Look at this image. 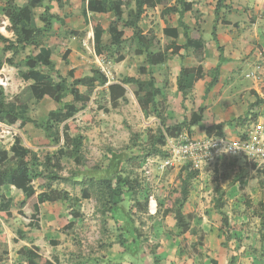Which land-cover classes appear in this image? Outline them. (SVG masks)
Listing matches in <instances>:
<instances>
[{
  "label": "rangeland",
  "instance_id": "374dc122",
  "mask_svg": "<svg viewBox=\"0 0 264 264\" xmlns=\"http://www.w3.org/2000/svg\"><path fill=\"white\" fill-rule=\"evenodd\" d=\"M27 1L19 0L18 3ZM64 1L63 9H60L56 2L44 3L42 7L34 10L35 17L38 25L43 27L40 16L44 14L46 6L49 7L50 13L57 17L54 20L52 36L44 44L53 49L52 59L57 70L63 75L67 73L68 68L61 56L66 47L78 45L71 65L76 66L78 76L85 75L93 60H97L92 40L89 38L92 26L91 23L86 25L88 19L84 18L80 7L81 0ZM5 3L6 1H1L0 6ZM229 7L222 16L231 27L229 25L226 27V35L219 40L228 59V65H225V78L203 98L209 105V110L198 127H189L186 115L189 110L198 111L204 104L201 105V100L194 98L190 105L185 106L182 103V107L178 106L173 111L168 104V100L172 99L170 81L162 88L165 93L162 97L165 100L158 103V109L166 127L181 126V131L175 138L164 132L159 118L154 115L145 116L130 90L128 96L114 107L107 91L99 88L91 94L89 106L66 122L70 124L71 133L74 132L72 134H81L85 137L81 164H76L67 155L60 153L63 143H53L45 131L33 124L18 130L0 122V152L8 151L12 155L11 148L15 139H20L21 146L39 155L44 152L57 154L63 166L60 175L64 180L59 182L56 188L66 190L72 196L73 202L80 204L83 209L78 214L79 224L70 227L68 232L65 230L68 238L62 242L57 264H118L116 260L110 258L113 254L121 253L119 250H113L114 246L122 245L124 242L129 250L132 239L125 230V224L122 228L112 219L107 190L105 186L98 184L101 178H109L116 169L119 177L128 181L132 187L124 191L123 203L132 223L137 226L136 238L141 244L139 253L141 251L149 254L159 253L160 258H165L168 255L165 249L169 251V245H173L170 249L174 250L177 243L175 238L182 236L181 231L176 229V212L165 210V200L170 192L180 191L187 173L194 171L187 161L179 157L170 160L172 163L162 168L163 162L172 158L168 140L169 145L174 146L190 143L186 141L187 139L194 144L195 141H206L207 137H210L206 129L218 124L223 126L221 130L223 137L228 139L245 140L253 132V128L264 129L263 0H233ZM191 15L196 20L195 27H199L201 31L205 62L206 56L218 54L216 43L209 33L212 31L210 25L205 26L207 17L212 15L211 9L207 7L203 12H193L187 17ZM3 20L4 17L0 14L1 26ZM60 21L64 22L61 24ZM74 31L82 33V36L72 35ZM38 53V49L28 47L21 54V58ZM191 55L196 59V52L192 47L187 49L185 57L190 58ZM4 69L0 73V99L19 105L18 97L28 83L22 79L21 70L8 65ZM41 69L46 73L50 72L46 67ZM112 74L111 80L115 78V74ZM212 78L211 72L205 71L202 85L204 93ZM3 82L6 86L2 85ZM209 95L213 96L210 101ZM71 99L68 96L63 102H71ZM55 108H60V105L32 100L27 105L26 114L33 120L44 122L49 112ZM60 127V130H63L64 125ZM162 132L167 139L164 146L158 144L156 140ZM155 148L160 154H155L157 152ZM115 156H122L124 160L119 163L113 160ZM110 161L113 163L112 167ZM148 162L150 166L146 165ZM206 162L204 172L198 173L191 180V192L184 209L193 211L192 215L198 218V222L207 219L209 225L217 227V236L221 239L222 248L215 251L218 255L213 259V261L216 259L214 263L219 264L223 261L229 264H264V168L244 159L222 157ZM91 178H94L93 182ZM75 179H78V184L74 183ZM34 188L37 193L42 191L36 182ZM84 189L88 192L87 197L82 196ZM3 190L6 196L13 198L12 213L15 217L6 219L0 216V241L8 249V254L2 256L6 264H20L14 241L22 238L21 234H17V230L27 225L33 211L26 206L22 214H19L17 205L25 199V195L10 187ZM151 197L158 203V213L154 216L149 211ZM78 201L80 203H77ZM218 201L223 205L220 210H217ZM78 205L74 207L77 209ZM119 213L120 211L116 212L121 216ZM41 214L40 228H46V232L58 233L66 223V211L63 209L56 211L54 207L48 205L47 209L42 208ZM33 218L38 220L37 215ZM128 226L129 223L126 227ZM196 230V234H190L189 238L181 241V249L178 250L192 260L207 262L213 251L206 246L209 243L205 240L206 235L200 233L198 228ZM52 243H55L54 247L60 244L55 240ZM137 247L136 244L131 246L129 252L131 257L132 253L137 252ZM116 257L118 255L114 258L118 261Z\"/></svg>",
  "mask_w": 264,
  "mask_h": 264
},
{
  "label": "trees",
  "instance_id": "16d2710c",
  "mask_svg": "<svg viewBox=\"0 0 264 264\" xmlns=\"http://www.w3.org/2000/svg\"><path fill=\"white\" fill-rule=\"evenodd\" d=\"M86 0H83V6ZM135 1L137 4L136 10L130 13L129 19L126 20L123 15L122 4L129 5L130 2ZM174 0H96L90 1L87 5V12L93 13H107L113 11L116 15L115 20L111 23L109 34L112 40V46L104 47L102 45V37L106 33L97 23L92 22L93 33L95 35V51L98 55H102L106 49L112 50L114 47L119 49H129L131 56H139L146 54L147 63L152 66H157L166 63L170 57L169 54L177 55L182 49L194 48L196 52V59L200 62L197 68L181 69L178 78V89L183 96L189 95L194 87V84L204 78V67L202 62L204 60L203 40L200 28L191 30L183 22L186 13L193 11V2L185 0H175V5L170 6ZM230 0H217L214 14L215 22L212 31V38L216 43L219 52V64L211 71L212 80L209 83L206 94L217 85L220 77L221 66L226 63L227 59L224 55V47L221 46L218 35L217 26L219 23L223 25H230L222 14L229 9ZM46 2H56L60 9L65 8L64 0H28L23 7H18L14 0H8L3 8L2 14L10 21V32L14 33L15 40L5 38L0 34V70L5 65L14 67L20 71L22 79L26 82L32 81L33 84L26 87L18 97L19 105L14 102H7L0 99V122L8 124L12 128L21 130L29 124H33L36 128L42 129L46 132L48 138L53 143H63V149L59 152L67 155L76 164L82 163V151L84 147L85 137L81 134H72L70 124L66 122L76 116L78 113L84 111L91 102L92 92L99 86H105L108 83L107 77L99 70H94L92 76L84 78H76L75 70H70L66 77L56 72L54 75L44 72L41 68L46 67L53 71V63L50 61L52 50L43 47L47 39L50 37L53 30V20L57 17L50 13V9L46 6L44 14L40 16V21L43 27H39L36 23L34 10L40 8ZM177 5V6H176ZM146 8H158L162 16L178 14L180 17L179 27L184 31L186 42L183 46H174L172 53H169L168 39L170 37L168 32H165L163 40L157 37L154 31L145 33L140 27V22L145 13ZM264 8V2H263ZM85 10V9H84ZM123 28H131L133 36L125 38ZM175 31V30H173ZM74 36H82L80 32H72ZM33 47L40 50L37 55H27L21 58L23 51ZM70 51L67 50L64 54V60L68 64L67 57ZM124 61V57L119 55L116 59L117 63ZM24 70V71H23ZM141 73H145L146 69L141 68ZM165 83H168L167 70L162 72ZM154 79L150 82H142L135 78L123 79V85H130L140 108L146 117L154 115L161 120V126L164 127V132L169 133L168 136L175 138L176 134L181 131L179 127H166L162 121V114L158 109L156 96L158 89L155 87ZM79 87H85L86 93H81ZM110 100L114 107L119 104V100L124 98L126 89L122 85L116 84L109 87ZM70 94L73 100L70 104L49 113L48 118L44 122L31 119L27 114V105L32 100L41 101L45 97H49L58 104H62L65 96ZM208 106H201L198 111L186 115V122L189 127H197L204 120L205 112ZM64 125L63 130L60 126ZM222 125H212L206 129L209 136L222 134ZM164 132L161 133L157 140L161 146L166 145V137ZM157 151V152H156ZM65 152V153H64ZM155 154H160L155 148ZM11 154L8 151L0 152V211L1 217L10 219L12 217V208L14 207L13 198L7 197L4 190L6 187H14L25 195V199L18 203L17 208L21 211L27 205L36 214L39 211V205L49 202L55 204L60 201L68 199L69 194L66 190H59L56 185L63 181L64 178L60 175L63 169L61 160L57 154L44 152L39 155L37 152L21 146L20 139H15V143L11 148ZM113 160L122 162L123 157L115 156ZM112 161L110 166L112 167ZM190 168L191 165L189 164ZM189 166L186 167L187 171ZM110 167V169H111ZM114 166L113 169H115ZM198 172L190 171L187 173V178L183 181L180 191H172L168 194L165 200V210L176 212L177 227L180 228L181 234L186 232L196 234V228H192L194 220H198L192 214L184 213V206L189 199L191 192V180H193ZM118 170H114L109 178H101L98 184L105 186L108 194L110 212L120 207L124 202L123 193L131 185L128 181L119 177ZM92 182L94 178L90 179ZM38 184L43 191L37 195L34 188V183ZM78 179L74 180L78 184ZM83 197H87V191H82ZM175 206L177 208H175ZM223 205L218 201L217 210L222 209ZM175 208V209H174ZM112 219L116 224H124L119 218L112 214ZM67 230V229H65ZM17 234H22L20 230ZM186 239H183L185 241ZM122 244H125L124 242ZM126 246V245H125ZM8 254L7 247L5 248L0 241V264H5V259L2 256ZM152 254V253H151ZM18 261L20 264H54L48 258H45L39 253L35 247H23L18 251Z\"/></svg>",
  "mask_w": 264,
  "mask_h": 264
},
{
  "label": "crops",
  "instance_id": "0c3cea01",
  "mask_svg": "<svg viewBox=\"0 0 264 264\" xmlns=\"http://www.w3.org/2000/svg\"><path fill=\"white\" fill-rule=\"evenodd\" d=\"M1 1L2 2L6 1V3H7L8 0H0V4H1ZM18 1L19 0H14L15 4L18 7H23L27 3V2L26 3H18ZM90 1H96V0H86L84 6H83V0H81V2H80V7H81L82 12L84 14V18L88 19V23L86 25L88 26L91 23V26H92L93 21L95 23H97L104 31H106V33L102 37V45L104 47L112 46V40H111V36L109 34V28H110L111 23L115 20L116 15L113 11H109L107 13H93L90 11L87 12L86 11L87 5ZM185 1L194 3L193 11L186 13L184 18H183V22L185 23V25H187L191 30H195L197 28V26L195 27V25L197 24L196 20L193 19V17H192L193 15H191V17H187V15L192 14L193 12H195V13H197L199 11L203 12L208 7L211 9L212 15L207 17L208 21L205 24V26L210 25V30L213 31L214 22H215L214 9H215V5H216L217 0H185ZM232 1L233 0H230L228 2L229 5H231ZM263 2H264V0H263ZM6 3L3 6H0V14H2L3 8L5 7ZM174 5H175V0L171 3L170 6H174ZM207 5H211V6H207ZM121 7L124 11L123 17L126 20H128L130 13L132 11L136 10L137 4L135 1H132V2H130L129 5H126V3L122 4ZM3 17H4L3 26L0 25V34L2 36H4L5 38L15 40L14 33L10 32V30H9V28L11 26L9 19L6 18L5 16H3ZM162 19H164L165 21H168V22L165 23V21H163ZM179 20H180V17L178 14H171V15L162 16L161 11L158 8H148V9L146 8L145 13L142 17V20L140 22V27L143 29V31L145 33L149 32V31H154L155 34L157 35V37L160 38L161 40H163L165 32L166 33L168 32L170 37H166V39H168V42H169L168 43L169 53H172L174 50V46H183L186 42V39L184 37V31L181 27H179ZM60 22L62 24L64 21H60ZM36 23L38 25L37 20H36ZM38 26L41 27L40 25H38ZM229 26L231 27V25H229ZM226 27H227L226 25H223L221 23H219V25L217 26L218 40H220V38H222L223 35H226L225 34V32H227ZM53 28H54V20H53ZM122 30L125 32V38H130L133 36V30L131 28H123ZM173 30H175V31H173ZM212 31L209 32L211 34V36H212ZM52 33H53V30H52L51 34ZM50 36H52V35H50ZM49 38L47 39V41L49 40ZM89 38H90V40H92L93 51L95 54V58L97 60L96 61L93 60L91 67L89 66L88 72L85 73V75L78 76L76 74L77 73L76 72V66L71 65V61H72L74 55L76 54L77 49L79 48L78 45L72 46V48L70 46L66 47L63 51L61 59L65 62L66 66L68 68V71L65 75H63V73H60L57 70L55 63L53 62V59H52V56L54 53L53 49L51 47L43 46L45 48L52 50L50 61L53 63L54 67H53V71H50L49 74H52L55 76L54 73L58 72L63 77H66L70 70H75L76 78H84V77L92 76V72L94 70H99L107 77L108 83L105 86L97 87L93 92H95L99 88H103L107 91L109 99H110L109 87L111 85H116V84H119V85H122L123 87H125L126 94H125L124 98H126V96H128L129 90L135 96V94L133 93V91L131 89V86L130 85H123V83H122L123 79H125L127 77L135 78V79L140 80L142 82H150L152 79H154L155 87L158 89V93H157V96L155 99H156V102L159 103L161 100H165V98L162 97L165 95L162 88L166 87V83L163 79L162 72L164 70H167L168 82L170 81L171 82L170 85L172 86L171 87V93H170V95L172 96V99L168 100L169 101L168 104L171 105V109H173V111L176 110V107H178V106H179V108L182 107V103H184L185 106H188V104L190 105V101L194 98L195 99L197 98L198 100L200 99L201 105L204 104L203 106H209V105H207V103L205 101H203V98L206 96V91L204 93L203 89H202L203 88L202 85L204 84L203 83L204 78L202 80H199L198 82H196L194 84L192 92L189 95H187L186 97L183 96V94L178 89V78H179L181 69L183 67H185V68H197L200 65V62H198L197 59H195L192 55L190 58L185 57V55L187 54V50L182 49L177 55L169 54L170 59L166 63L151 67L147 63L146 54L139 55V56H131L128 48L119 49V48L114 47L112 50L105 48V51H103L102 55H98L95 51V35L93 33L92 27H91V32L89 34ZM67 50L70 51V54L67 57L68 64L66 63V61L63 58L64 54ZM39 52H40V50H39ZM119 55H122L124 57V61L121 63L116 62V59ZM219 55L220 54L218 52V54L214 53V54L210 55L209 57H207V56L205 57V62L203 60L204 63L202 62V65H203L204 70L206 72H211L215 67H217V65L219 64ZM227 63L228 62L226 61V63L222 64V66H221L220 77H219V81H218L216 86L220 85L221 82L225 78L224 73L226 72V66L228 65ZM5 67H6V65L2 68V70H0V73H1V71L5 70L4 69ZM11 68H14V67H11ZM141 68H145L146 72L141 73L140 72ZM205 71H204V75H205ZM112 72H113V74H115V78L111 80L110 74H112ZM26 83H28V85L26 87L33 84L32 81H28ZM79 89H80L81 93L87 92V89L85 87H79ZM196 89H198L199 91H196ZM68 96H70L72 98L71 99V102H72L73 97L70 94H67L65 96V98ZM212 97H213L212 95H209L208 101L212 100ZM124 98L120 99L119 103L121 101H123ZM135 98H136V96H135ZM4 100L6 101V99H4ZM37 102H52V103L58 104L57 102H55L54 100H52L49 97H45L43 100L37 101ZM71 102H68V103L62 102V104H58V105H60V108H63V107H65V105L70 104ZM110 102H111V100H110ZM192 102H194V101H192ZM43 104H45V103H43ZM60 108H55L54 110H51L50 112L56 111ZM208 110H209V108H208ZM207 111L205 112V114L207 113ZM176 112H178V110ZM192 112H195V111L189 110L187 112V114L192 113ZM10 188L16 190L14 187H10ZM17 191H19V190H17ZM42 191H43V189H42ZM40 193H37V195ZM77 203H80V202L78 201ZM48 205L54 207L56 209V211L59 209H63L64 211H66V214H65L67 216L66 223L64 225H62V230H60L58 233L54 232V231L46 232L45 231L46 228L45 229L40 228V224H42V220H41L42 214L40 215V212H42V208L47 209ZM74 205H78V204L73 202V198L70 194H69L68 199H66L64 201H60V202H57L55 204H51L49 202L40 204L39 205V211L36 214L33 212V214L35 216L37 215L38 220L34 219L33 218L34 215L32 214L30 216V220L28 221L27 225L25 227H20V229H19L20 232L22 233L21 234L22 238L20 240L14 241L15 242L14 245L17 248L16 249L17 250L16 251L17 257H18V251L21 248L26 247V246L35 247L39 250V253L42 256H44L45 258H48L54 264H57L56 260H58V252L62 249L61 248L62 242L65 241L66 238H68V236H67L68 230L72 226H74V227L77 226L79 224V221H80V218H78V216H79L78 214L83 209L79 206L80 204L78 205L79 207H77V209H76V207H74ZM25 208H23L21 211L17 208L16 209L18 210L19 214H22V212ZM73 210H77V212H75ZM117 211H120L121 214L120 213L119 214L121 216H118V214H116ZM11 212H12V210H11ZM192 212L193 211H186V208L184 209L185 214H192ZM112 214H114L115 217L119 218L120 221H122L125 224V230H127L128 234L130 235V237L132 239L131 243L129 245L130 246L129 250H127V247L125 246V244L114 246L113 250H119L121 253L116 254V255L113 254L110 256V258L112 260H116V262H118V264H215L214 261L216 259L214 261H213V259L217 258V255H218L215 251H217L219 248H222L221 247V239H219L217 236V233H218L217 229H216L217 227L214 228L211 225H209L208 220L206 219V220H199V222H198V220L197 221L194 220L192 228H198V230H200L199 231L200 233H203L206 235L205 240L209 242L206 244V246L208 249H211V251H213V253L211 254V256L209 258V261L200 263L199 259L192 260V259L184 256V254L182 255L181 250H178V249H181V247H180L181 241L184 238H186V239L189 238V236L191 234L190 232L184 233L182 236H180V238H175L177 240V243L174 246V250L170 249L173 245H169V251L167 249H165L167 251V254H168L167 256H165V258L164 257L160 258L159 253L149 254V253H146L145 251L144 252L141 251L139 253V251L141 249L140 248L141 244L139 243V241L136 238L137 233H136L135 228L137 226L132 223L131 217L128 215V212L125 209L124 203L121 204L120 207H117V209L113 210V212H111V215ZM13 217H15V215H13V213H12V218ZM128 223H129V226L126 227ZM124 224H118V225L122 226V228H124L123 227ZM65 229H67L66 233H65ZM176 229L181 231L180 228H178L177 226H176ZM22 230H24L25 232L23 233ZM54 240L60 242L59 246H57V247L53 246V244H55V243H52ZM5 243L8 245L7 242H5ZM133 244L138 245V247L136 249L137 252L132 253L133 255L131 257L129 252H130V248ZM177 246H178V248H177ZM117 255H118V257H116V258H118V261H117V259H114L115 256H117ZM219 264H229V263L228 262L223 263V261H221Z\"/></svg>",
  "mask_w": 264,
  "mask_h": 264
},
{
  "label": "built area",
  "instance_id": "2783aa9c",
  "mask_svg": "<svg viewBox=\"0 0 264 264\" xmlns=\"http://www.w3.org/2000/svg\"><path fill=\"white\" fill-rule=\"evenodd\" d=\"M6 86V83H2ZM167 140V139H166ZM181 146L169 145V150L172 152V158L163 162L162 168L170 165L173 159L179 157L187 161L192 169L198 173H202L205 170L207 160L213 158H224V159H244L250 163L257 165L258 167L264 168V129L261 127L253 128V132L250 133L247 139L235 138L228 139L213 135L207 137L206 141H195ZM172 160V161H170ZM150 166V162L146 163ZM149 211L151 215L158 213V203L154 197L150 198Z\"/></svg>",
  "mask_w": 264,
  "mask_h": 264
}]
</instances>
